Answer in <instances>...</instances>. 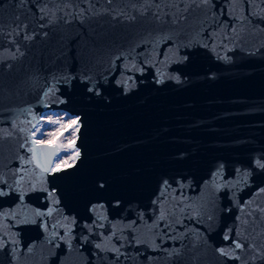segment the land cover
<instances>
[{"label": "water", "instance_id": "95a60500", "mask_svg": "<svg viewBox=\"0 0 264 264\" xmlns=\"http://www.w3.org/2000/svg\"><path fill=\"white\" fill-rule=\"evenodd\" d=\"M18 3H0V264L248 260L218 250L264 244V0ZM53 110L80 121L56 173L28 150Z\"/></svg>", "mask_w": 264, "mask_h": 264}, {"label": "snow or ice", "instance_id": "6c2138e0", "mask_svg": "<svg viewBox=\"0 0 264 264\" xmlns=\"http://www.w3.org/2000/svg\"><path fill=\"white\" fill-rule=\"evenodd\" d=\"M26 2V0H19L18 3V7H22L24 5V3ZM208 0H201V3H207ZM0 3H2V0H0ZM43 11V10H41ZM141 15H143V12L141 11ZM157 19L159 18L158 16L156 17ZM18 19V17H17ZM132 20H135L136 17H131ZM19 28L20 25L16 24L14 25L10 32L9 35L15 33V34H19ZM4 27L2 24H0V32H3ZM25 39H31V37L29 36H25ZM89 92L93 91V89L89 88L88 89ZM48 123L50 124H58L60 125L59 128L56 129L55 132H50L48 135L50 137H52V139L48 140V141H44V140H36L33 139L32 140V147L29 148L28 150L32 153V157H31V162H34L36 164V166L38 168L41 169L42 172H51V173H56V172H60L63 169L66 168H70L72 167V165L75 163V161L77 160V158L80 157V152L79 150H77L75 148V144H76V133L79 131V117H77L76 119H69L67 123H61L60 120H49ZM71 130V139L68 140L67 144H62L59 142V138L61 136H63L65 131ZM40 129L36 128V132H39ZM35 132L32 133V136H35ZM47 145V148L42 147L43 145ZM40 146V147H38ZM23 147V145H22ZM60 149H72V154L70 156H68L67 159H60L58 163H56L54 166L49 167V165H51L52 163V157L55 156L57 154V152ZM257 164L259 165V167L264 168V163H260L259 161H257ZM165 184H167V181H165ZM103 184L100 185L101 188H103ZM261 191H264V189H261ZM5 193L0 192V195H4ZM259 211L264 214V208L259 209ZM251 215V213H250ZM164 218V214H161V219ZM259 220V227L264 228V215H262L261 217L258 218ZM247 224L248 221L245 220L244 221V225L245 228L244 230L247 231ZM261 236H264V232L260 233ZM237 236L246 239V237L243 236V233H237ZM225 240H229L230 236L229 235H225L224 237ZM97 247H99V245H97ZM232 252H228L225 251V249L221 248L219 249V253L221 256H226L229 258H233L236 260H242V258L239 255H236L235 252L236 250H245L247 249L250 253H254L251 254L249 256L248 260H242V264H249V260L252 262V264H255V262L257 260H260L261 262H264V244H262L260 247H256L255 244H246V243H242L241 239H234L232 240ZM169 255H180L179 250H174L172 253H169Z\"/></svg>", "mask_w": 264, "mask_h": 264}, {"label": "rangeland", "instance_id": "374dc122", "mask_svg": "<svg viewBox=\"0 0 264 264\" xmlns=\"http://www.w3.org/2000/svg\"><path fill=\"white\" fill-rule=\"evenodd\" d=\"M42 117V119H41ZM40 117L41 123L38 125L40 129L39 132H36V129L33 130L35 132V139L36 140H44L48 141L52 139L48 134L50 132H55L57 128L60 127L58 124H50L48 123L49 120H60L61 123H67L69 119H73L64 113V111L54 110V111H46ZM71 130L65 131L63 136L59 138V142L62 144H67L68 140L71 139ZM76 148V147H75ZM77 149V148H76ZM72 149H60L57 155L54 157V165L59 162L60 159H67L68 156L72 154ZM53 165V166H54Z\"/></svg>", "mask_w": 264, "mask_h": 264}, {"label": "bare ground", "instance_id": "6f19581e", "mask_svg": "<svg viewBox=\"0 0 264 264\" xmlns=\"http://www.w3.org/2000/svg\"><path fill=\"white\" fill-rule=\"evenodd\" d=\"M66 114H67V112H66ZM71 118H73V119H75L76 118V116L75 115H73V116H71ZM41 119H42V117H41ZM41 123V120L37 123V125L35 126V128L34 129H36V128H38V125ZM54 165V161H53V164H52V166Z\"/></svg>", "mask_w": 264, "mask_h": 264}]
</instances>
